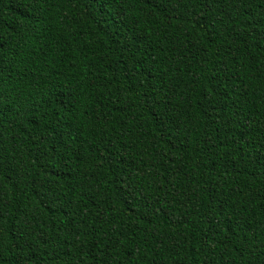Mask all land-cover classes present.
<instances>
[{"label":"trees","instance_id":"obj_1","mask_svg":"<svg viewBox=\"0 0 264 264\" xmlns=\"http://www.w3.org/2000/svg\"><path fill=\"white\" fill-rule=\"evenodd\" d=\"M0 264H264V0H0Z\"/></svg>","mask_w":264,"mask_h":264}]
</instances>
